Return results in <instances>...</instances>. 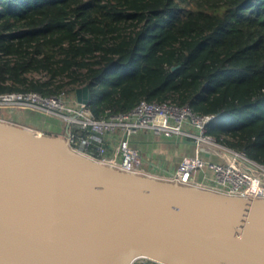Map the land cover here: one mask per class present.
<instances>
[{
	"label": "trees",
	"instance_id": "1",
	"mask_svg": "<svg viewBox=\"0 0 264 264\" xmlns=\"http://www.w3.org/2000/svg\"><path fill=\"white\" fill-rule=\"evenodd\" d=\"M83 84L96 117L141 99L215 115L264 165V0H0V93Z\"/></svg>",
	"mask_w": 264,
	"mask_h": 264
},
{
	"label": "water",
	"instance_id": "2",
	"mask_svg": "<svg viewBox=\"0 0 264 264\" xmlns=\"http://www.w3.org/2000/svg\"><path fill=\"white\" fill-rule=\"evenodd\" d=\"M89 104L91 89H74ZM264 264V198L126 172L0 116V264Z\"/></svg>",
	"mask_w": 264,
	"mask_h": 264
},
{
	"label": "built area",
	"instance_id": "3",
	"mask_svg": "<svg viewBox=\"0 0 264 264\" xmlns=\"http://www.w3.org/2000/svg\"><path fill=\"white\" fill-rule=\"evenodd\" d=\"M28 76L40 81L48 79L43 71H31ZM76 87L64 85L52 94L32 90L2 92L0 107L30 108L60 121L61 134L72 149L126 172L152 176L141 165L140 150L131 144L134 133L145 130L175 139L191 147L192 153L182 155L173 171L154 177L228 195L264 198V165L243 150L229 146L225 136L216 137L207 131L208 124L217 120L215 115L194 112L187 104L171 99H141L129 110L106 108L103 116L96 117L88 104L77 102L75 96L73 104L67 102ZM128 264L164 263L138 256Z\"/></svg>",
	"mask_w": 264,
	"mask_h": 264
},
{
	"label": "crops",
	"instance_id": "4",
	"mask_svg": "<svg viewBox=\"0 0 264 264\" xmlns=\"http://www.w3.org/2000/svg\"><path fill=\"white\" fill-rule=\"evenodd\" d=\"M8 109L11 110V108ZM37 113L41 114L42 120L43 118L44 120H46V125L44 124L45 126H41V124H38L37 120L34 119L36 116L38 117ZM0 116L6 119H11L18 123L28 125L43 132L50 131L52 133H62L63 130V124L61 123V125L59 126L58 120L56 121V119L49 116H43L41 112L30 108H17V110L13 112L0 110ZM27 118H29L28 121H26ZM52 124H55V126H52ZM145 134L146 133L143 134V132H139L136 134V136H132L131 144L137 147L140 150L141 154L144 153V159L142 157L141 165L146 168L150 172L149 174H151L152 176H163L167 172L173 171L179 158L182 155L192 153V148L184 144H180L178 147L174 148L172 152H168V149L166 147H160L154 143L140 140L141 137L145 136ZM173 153L177 154L179 157L173 159Z\"/></svg>",
	"mask_w": 264,
	"mask_h": 264
},
{
	"label": "rangeland",
	"instance_id": "5",
	"mask_svg": "<svg viewBox=\"0 0 264 264\" xmlns=\"http://www.w3.org/2000/svg\"><path fill=\"white\" fill-rule=\"evenodd\" d=\"M29 72H31V71H29ZM29 72L26 73L27 76H28V73ZM67 99H68L67 102L69 104H73L74 103V94H69L67 96ZM8 108L9 107H0V110L6 111V112H8V111L13 112V111H16L17 110V108H14V107H11V110L8 109ZM37 114L39 115V113H37ZM58 122H59V126H60L61 125V122L60 121H58ZM52 126H55V124H52ZM139 132H143V134L146 133L145 136L141 137L140 140H144L145 142L154 143V144H156V145H158L160 147H164V148L166 147L168 149V152H172L174 148H176V147H178L180 145V143L176 142L175 139H171L169 137H163V136L153 135L150 131H145V130H140V131L134 133L133 134V137L136 136V134L139 133ZM171 141H173V142H171ZM166 153H167V151H166ZM142 157L144 159V153H142Z\"/></svg>",
	"mask_w": 264,
	"mask_h": 264
},
{
	"label": "flooded vegetation",
	"instance_id": "6",
	"mask_svg": "<svg viewBox=\"0 0 264 264\" xmlns=\"http://www.w3.org/2000/svg\"><path fill=\"white\" fill-rule=\"evenodd\" d=\"M171 142H173V141H171ZM172 157H173V159H176V158H178L179 156L177 155V154H172Z\"/></svg>",
	"mask_w": 264,
	"mask_h": 264
}]
</instances>
